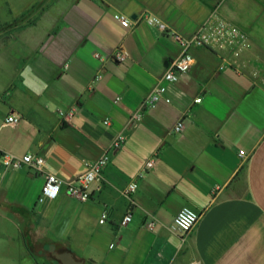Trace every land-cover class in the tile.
<instances>
[{"label":"crops","instance_id":"crops-1","mask_svg":"<svg viewBox=\"0 0 264 264\" xmlns=\"http://www.w3.org/2000/svg\"><path fill=\"white\" fill-rule=\"evenodd\" d=\"M0 3V264H63L64 252L80 264H264V0ZM214 9L243 38L190 47L191 68L144 103L182 52L170 32L189 36ZM104 152L89 198L67 194ZM26 153L43 164L4 167L3 154ZM48 173L64 183L39 202ZM182 206L200 214L184 236Z\"/></svg>","mask_w":264,"mask_h":264},{"label":"built area","instance_id":"built-area-1","mask_svg":"<svg viewBox=\"0 0 264 264\" xmlns=\"http://www.w3.org/2000/svg\"><path fill=\"white\" fill-rule=\"evenodd\" d=\"M114 18L119 21L123 27H130L133 20L120 13H115ZM144 19L148 24L155 25L162 32L167 29L166 24L157 16L152 14H144ZM170 35L179 44L182 52L171 58L167 67L164 70L160 82L155 88H153L148 94L144 103L153 105L156 101L161 99L162 94L166 90L165 83L173 82L178 80V78L186 73L194 63V57L189 52V48L192 46H208L212 48L222 49L228 44L238 43L239 40L243 38V34L238 28L229 23L225 18L221 17L217 10H212L205 20L197 27V29L189 36H182L176 32H170ZM114 58L117 60H122L124 54L120 51L114 53ZM197 101L200 98L196 99ZM60 114L63 112L60 111ZM74 114L73 110L67 113V116L71 117ZM20 120V116L16 114H10L6 116V123L15 125ZM104 122L107 123V120ZM182 121H178L175 124V130L182 129ZM123 140L122 135H117L111 142V148H117L121 145ZM239 154H243V150H239ZM2 163L5 168L8 169H18L25 165L31 166L33 168H39L44 161V158L40 155H34L32 153H26L22 156H15L13 154H3L1 156ZM108 159L107 153L104 152L98 158L88 162L87 168L82 173L75 182H67L65 185V192L75 198L86 201L90 193L88 191V185L100 178L102 167ZM152 165V159L146 162V166ZM63 180L53 173H48L44 177V182L40 189V194L38 195V201L42 202L46 199L56 198L62 189ZM136 188V182H131L127 186V191H133ZM200 214L189 206H182L174 216V227L176 232L181 236L188 233L195 223L197 222ZM106 217V213L102 212L99 222L103 223ZM131 215L129 213L124 214L121 218L120 223L126 224L130 221Z\"/></svg>","mask_w":264,"mask_h":264},{"label":"water","instance_id":"water-1","mask_svg":"<svg viewBox=\"0 0 264 264\" xmlns=\"http://www.w3.org/2000/svg\"><path fill=\"white\" fill-rule=\"evenodd\" d=\"M56 256L62 261L63 264H80L81 262L75 260L69 252L58 253Z\"/></svg>","mask_w":264,"mask_h":264},{"label":"rangeland","instance_id":"rangeland-1","mask_svg":"<svg viewBox=\"0 0 264 264\" xmlns=\"http://www.w3.org/2000/svg\"><path fill=\"white\" fill-rule=\"evenodd\" d=\"M1 4V3H0ZM28 7H31L30 5Z\"/></svg>","mask_w":264,"mask_h":264}]
</instances>
